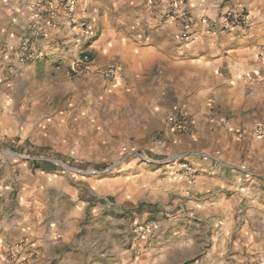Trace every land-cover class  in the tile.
I'll return each instance as SVG.
<instances>
[{
    "label": "crops",
    "instance_id": "0c3cea01",
    "mask_svg": "<svg viewBox=\"0 0 264 264\" xmlns=\"http://www.w3.org/2000/svg\"><path fill=\"white\" fill-rule=\"evenodd\" d=\"M34 1L0 0V264L6 252L18 253L14 264L264 258V134L255 133L264 121V0H183L192 18L185 41L172 0H75L72 18L59 10L55 24L44 22L39 57L13 73ZM229 9L246 11L247 23L224 31ZM82 48L92 60L74 81L68 68ZM114 62L108 84L99 70ZM176 109L190 115L189 135L169 128ZM28 145L76 162L133 149L119 174L82 177L32 170L17 154ZM168 152L194 176L162 163ZM143 155L151 158L139 162ZM88 193L115 203L89 202ZM149 222L147 237L130 236Z\"/></svg>",
    "mask_w": 264,
    "mask_h": 264
},
{
    "label": "built area",
    "instance_id": "2783aa9c",
    "mask_svg": "<svg viewBox=\"0 0 264 264\" xmlns=\"http://www.w3.org/2000/svg\"><path fill=\"white\" fill-rule=\"evenodd\" d=\"M75 0H36L30 6V13L24 21L23 33L16 45L14 54V63H11L9 70L13 73H21L22 69L30 62L39 57L34 44L35 41L43 35V24L49 20L52 24L57 22L59 10H62L66 16L72 18V8ZM169 15L174 18L181 26V31L178 33L179 40H188L191 35L192 18L183 0H172V5L169 8ZM248 21V14L244 10L229 9L224 13L221 20V28L226 31L233 26L245 25ZM92 32V31H91ZM85 34L90 35V29H85ZM91 56L86 49H81L77 58L71 63L68 68L69 76L72 80H80L89 70ZM119 64L117 62L107 64L100 68L99 73L104 81L108 84H113L119 72ZM169 128L182 135H189L192 131L191 117L188 113L181 109L174 110L167 117ZM227 117L219 119L220 124H225ZM256 135L264 134V121H261L255 130ZM47 159L48 158L46 157ZM166 161V160H165ZM175 163L180 171L185 172L187 176L192 178L196 172L193 165L183 160L179 156H170L167 161ZM154 223L136 224L132 227V235L137 239H142L148 236L151 232ZM5 258L9 264H14L19 261L18 253L6 252ZM256 264H264V258L258 259Z\"/></svg>",
    "mask_w": 264,
    "mask_h": 264
},
{
    "label": "rangeland",
    "instance_id": "374dc122",
    "mask_svg": "<svg viewBox=\"0 0 264 264\" xmlns=\"http://www.w3.org/2000/svg\"><path fill=\"white\" fill-rule=\"evenodd\" d=\"M155 134L156 132L154 133V135ZM154 137L155 139H159V134H156ZM132 149L133 148L128 149L121 156L115 155L113 157H101L102 160L97 161V162H90V161L89 162H76L74 161V157H70L71 160L66 161L63 158H59L56 155L52 154L51 148L33 147V146L29 147V145L25 146L24 149H22L17 154L23 160H31L32 162H34L32 164V170H35V171H40V170L51 168L53 170L66 172L69 175L78 174V175H81L82 177H91V176L102 177L108 174H119V172H121L119 170V167L122 165L121 162H122V159H124L123 157L126 156L127 155L126 153L131 151ZM6 150L7 148L5 146L0 145V152L2 154H6L7 153ZM139 152L142 153L141 150H139ZM140 153L139 155H142ZM172 155L173 154H171L170 152L164 153L160 158V159H164L162 160V163L167 164L166 162L167 159ZM144 156L148 160H145L144 158H139V162L149 161V159L151 158L150 156L148 157L146 155H143V157ZM46 157L51 158V160L47 159ZM86 196L89 202L107 201L112 204L115 203V196H109L104 199L97 198L93 193L92 194L88 193L86 194ZM131 204L133 203L131 202ZM131 233H132V226L130 228V236L132 237Z\"/></svg>",
    "mask_w": 264,
    "mask_h": 264
}]
</instances>
